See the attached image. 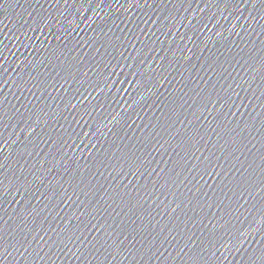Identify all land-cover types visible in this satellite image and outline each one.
Here are the masks:
<instances>
[{
  "label": "water",
  "instance_id": "95a60500",
  "mask_svg": "<svg viewBox=\"0 0 264 264\" xmlns=\"http://www.w3.org/2000/svg\"><path fill=\"white\" fill-rule=\"evenodd\" d=\"M0 264H264V0H0Z\"/></svg>",
  "mask_w": 264,
  "mask_h": 264
}]
</instances>
